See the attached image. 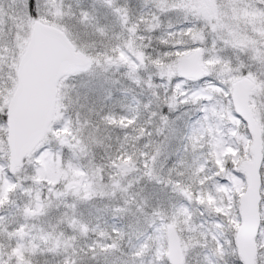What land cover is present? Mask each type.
<instances>
[{
    "label": "snow or ice",
    "instance_id": "1",
    "mask_svg": "<svg viewBox=\"0 0 264 264\" xmlns=\"http://www.w3.org/2000/svg\"><path fill=\"white\" fill-rule=\"evenodd\" d=\"M103 3L113 36L85 3H0V264H264V0ZM117 73L136 108L67 92Z\"/></svg>",
    "mask_w": 264,
    "mask_h": 264
},
{
    "label": "rangeland",
    "instance_id": "2",
    "mask_svg": "<svg viewBox=\"0 0 264 264\" xmlns=\"http://www.w3.org/2000/svg\"><path fill=\"white\" fill-rule=\"evenodd\" d=\"M65 2L71 4L73 8H75L78 3H85L89 7H94L96 9V14L100 23L108 27L110 36L120 32L118 21L112 15L111 11L104 5L103 0H65ZM0 3L7 7L8 0H0ZM118 3L131 8L133 15L137 14L141 10L142 6V0H118ZM73 31L74 34L79 36L80 40L84 43H92L93 39H95L94 37L84 35L83 29L76 28ZM107 42V40L103 41V43ZM100 43V40H96L97 47L100 46ZM121 72H123V69ZM113 78L119 80V83L115 86L106 84L103 77H81L76 80L69 81L67 92L72 99H75L77 94H79L81 103H87L88 105H91L93 102H98L100 99H102L103 95L105 94V89L111 88L113 98L110 102V106L113 107L118 113L121 112L122 107L125 109L127 103H131L132 96L136 97V99H144V97L141 96V89L132 84L131 81L126 77L120 73H117ZM85 95L88 97L87 101L84 100ZM128 97L131 98L128 99ZM118 134V131L111 134L113 137L112 141H110L111 143L115 141V137ZM105 143H109V141H106ZM103 156L104 150H98L96 155L97 162H100ZM14 198L17 199L18 203H23L25 199L20 195L19 192ZM12 211L15 213V209ZM19 219V216H16L15 214L10 215L8 217V223L10 227L15 226L16 221ZM39 224L40 226H43L47 230L51 231L49 224H56L55 214L49 218H45L39 222ZM4 242L6 243V241ZM199 252L200 250L197 249L190 255V264H200L202 255H200ZM59 259V257H54L52 254L45 253V255L36 258V264H44L45 260L49 261V264H56V261Z\"/></svg>",
    "mask_w": 264,
    "mask_h": 264
},
{
    "label": "trees",
    "instance_id": "3",
    "mask_svg": "<svg viewBox=\"0 0 264 264\" xmlns=\"http://www.w3.org/2000/svg\"><path fill=\"white\" fill-rule=\"evenodd\" d=\"M4 3V2H3ZM131 98V97H128V99ZM133 98V96H132ZM131 98V103H127L126 107H125V110L127 109H131V108H136V103H135V100L133 101V99ZM115 141H113L114 143ZM54 263V262H53Z\"/></svg>",
    "mask_w": 264,
    "mask_h": 264
}]
</instances>
